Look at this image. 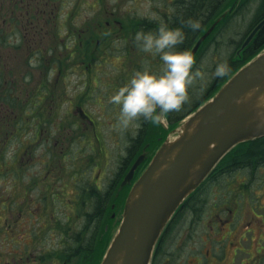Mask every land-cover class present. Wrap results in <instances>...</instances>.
Returning <instances> with one entry per match:
<instances>
[{
    "label": "flooded vegetation",
    "instance_id": "obj_1",
    "mask_svg": "<svg viewBox=\"0 0 264 264\" xmlns=\"http://www.w3.org/2000/svg\"><path fill=\"white\" fill-rule=\"evenodd\" d=\"M154 1L158 5L161 2L165 11L161 15L158 13V16L144 17L142 10L140 12L137 10L142 0H0V114L3 111L7 112L6 117L10 120L8 114L15 116L14 101L18 96L27 95L29 98L42 101L48 92L51 99L54 98L56 102L63 100L74 105V112L76 108L79 110L75 113L80 114L85 121L84 124L91 125L95 122L94 119L83 111L85 96L82 98L77 95L75 99L67 101L53 91H48L49 87L56 84L58 87L68 72L78 73L77 70L81 67L90 71L100 61L104 62L105 57L126 54L125 44L128 37L132 38V46H137L138 43L134 42L136 33L132 34V32L155 31L160 23L165 22V15L175 13L173 11L175 0ZM145 2L150 5L148 0ZM61 10H65L64 13H61ZM83 10L89 15H85ZM145 21L148 23L151 21L152 26L145 25ZM106 41L112 42L113 47L104 49ZM143 62L144 56L141 64ZM28 117L24 128L27 139L34 133L37 136L42 134V137L44 125L38 120L44 118V114H37L36 118ZM26 119L27 116L24 121ZM141 130L142 125H139L137 136L130 144V152L120 160L118 171L112 174L107 183L105 178L96 176L95 171L91 172L90 166H84L82 172H71L73 199L65 198L66 190L63 186L54 184V178L50 177V174L41 172L39 175L38 172V177L35 176L36 173L30 174V177L36 179L38 183H34L35 187H30L29 192H25L27 196L28 194L31 196L32 192L34 195L28 197L30 200L24 207L29 214H38L36 217L41 223V229L37 231L35 228V230L45 234L32 235L33 227L30 226L32 246L26 245L21 250L27 255L26 261L21 263L20 260L23 258L20 256L21 251L13 248L14 252L11 253L17 256L11 257L13 263L8 260L4 264H72L73 258L79 259L80 256L82 258L86 248L89 251L95 250L91 257L92 264L96 259L99 260L101 254L97 256L96 252H99V249H96V244L101 233L104 235V231L100 230L101 226L104 221L108 223L109 219L116 216L115 212L111 214L112 209L109 207L114 208L115 204L110 202L121 191L126 193V200L130 191L127 189L128 187L131 189L141 174L143 163L135 171L132 181H127L126 175L136 158L143 152H149L150 149L149 142L143 144L141 141ZM139 150L140 152L137 153ZM235 154L237 156L235 155L234 160L220 163L207 181L187 198L183 207L165 229L155 250L152 264H175L176 256L184 257V264H264V193L252 187L256 175L261 176L258 171L264 167L259 166L257 164L259 160L255 159L250 164H242L245 167L251 166L256 175L250 173L249 167L239 172L237 166L240 161H248L254 155L245 157L249 154L247 152ZM32 164V161H24V169L36 168ZM62 166V164L60 166L46 164L44 168L65 169ZM249 173L250 177L245 176ZM25 174L28 173L25 171ZM232 178L234 182H239L232 191L240 194L237 195L234 207L227 205L230 196L224 191V187L227 190L234 183L230 181ZM216 187L221 191V197L214 208L216 226L211 227L204 236L201 226L195 225L206 211L199 215L202 206L197 203L198 201L200 203L202 194L210 193ZM43 196L42 199L45 201L52 196L55 207L63 206L62 201L65 198V212L72 211L76 214V221L70 222V215L62 214V217L54 215L56 209H52L48 202L44 204L40 201ZM194 211L196 212L192 221L188 225L181 226L184 230L179 233L174 223L178 221L180 214L185 213L184 216L189 220ZM121 213L122 211L118 215L119 220ZM48 214L52 220L51 225L48 223ZM108 228L109 225H106L107 231ZM55 233L58 244L49 249L46 246L47 236L50 234L52 238ZM42 236L43 240L39 246L33 247ZM165 238L172 240L175 251L171 249L163 252L166 245V242L164 245ZM180 239H183L182 247L178 245ZM159 257H164L167 262L160 261ZM0 264H2L1 259Z\"/></svg>",
    "mask_w": 264,
    "mask_h": 264
},
{
    "label": "rangeland",
    "instance_id": "obj_2",
    "mask_svg": "<svg viewBox=\"0 0 264 264\" xmlns=\"http://www.w3.org/2000/svg\"><path fill=\"white\" fill-rule=\"evenodd\" d=\"M148 1L150 4L149 6L144 3L145 0H142L141 4L138 6L139 8H137L139 12L142 10L141 13L144 17L152 15L158 16V13L161 15V13L165 11V8L161 6L163 5L161 2H159L158 5L154 0ZM64 11L65 10H61L60 12L64 13ZM86 12V10H83L84 14ZM130 12L133 14L132 10H130ZM263 13L264 0H230V3L226 4L225 11L220 15L219 21L215 22L216 19H213L209 25L215 22V29L200 46L195 55V63L192 69L193 72L199 70L205 73V78L201 79L200 77H196L193 80L189 88V99L195 98L194 102L203 101L204 95L209 92L208 86L211 84L210 82L213 83L210 87L212 88L210 92L211 95L220 87L224 79H222L221 82L216 81L217 79H215L214 76V69L218 63L226 61L227 63H229V61L234 62L231 64V72H234L240 65L256 55L257 51L254 49V43L250 44L240 56L237 55V50L254 25L262 19ZM85 15H89V13ZM80 18L84 17L80 16ZM125 18L127 17L125 16ZM145 25L152 26V22L149 21L148 23L145 21ZM130 32L129 34H131ZM135 33L137 32H132V34ZM128 38L125 44L127 49L126 54L105 57L104 62L100 61V63L95 68L90 69V71L81 67L80 70H77L78 73L68 72L64 75V79L61 80L58 87L57 84H52L53 86H50L48 89V91H53L67 101L75 99L77 95H79V97L82 96V98L85 96L83 111L90 116L91 119H94L95 122L91 125L89 123L87 125L84 124L85 121L80 114L75 113L79 110L76 108L74 112V105L64 102L63 100L56 102L54 98L51 99L48 92L45 94V99L42 101L36 98H29L27 95L18 96L14 101L15 116L8 114L10 120L6 117L7 112L3 111L0 114V161H12L11 163H13L14 167L17 166L19 172L14 173L15 171L12 169L9 170L8 175L0 178V195L7 196L10 204L15 206L13 202L14 199L17 203H24V192H29L30 187L34 188L35 185L33 184L38 183L36 179L34 180L30 177V174L36 173L35 176L38 177V172L39 175L41 172L50 174V177L54 178V184L63 186L64 190H66V199H73L72 194H74V191H72L73 176L71 172H82L84 171V166H90L91 172L95 171V175H100L105 178V183H107L112 174L118 171L117 168L120 160H123L124 156L130 152V144L137 136V128H139V125H142V130L140 132L141 141H143V144L145 142L150 143L149 152H146L149 157H151L161 142L178 124L180 118H176L177 115H174L175 117L172 116L171 119V114H175V112H170L160 113L162 124L159 125L145 120L142 116L133 120L127 128L119 125L120 106L110 102V96L118 91L120 87L127 84L131 77L138 71L150 69L159 72L163 70L162 61L158 55L143 52L134 38L133 40L137 43V46H132V38ZM108 47H113L112 42H105L103 48L105 49ZM143 56L144 62L141 64ZM229 58L231 60H229ZM37 114H44V118L38 120L40 124L44 125V135L41 137L42 134L37 136L36 133H34L27 139L25 136L26 133L20 129L21 124L27 125L28 116L36 118ZM26 116L27 119L24 123ZM3 119H6V121H3ZM175 135L174 133V136ZM139 152L140 150L137 153ZM237 152H242V154H245V152L249 153L245 155V157L254 155L252 158H249L250 160L248 161H240L237 166L239 172L243 168L249 167L250 173L254 174L251 166L245 167L244 165L252 163L255 159L259 160L257 162L259 166L264 167V137L239 145V147H237L236 150L233 149L221 163H228L234 160V157L237 156L235 153ZM22 161H32V166L36 168H30L28 170L21 169L19 166ZM46 164L49 166H60L62 164V167L65 169L58 168L55 170L50 167L45 169L44 166ZM1 170L2 173L7 171L4 169ZM25 171L28 173L27 175L24 173ZM258 172L261 176L254 174L257 178L256 181H253L252 187L254 190L264 193V168ZM250 173L245 176L250 177ZM234 178L230 181L234 182ZM238 183V181L234 182L227 190L224 187L226 195L228 194L230 196L227 205L231 207L236 205L237 195H240L232 191ZM127 190L129 191L130 187H128ZM218 191L219 188L216 187L213 191H210V193L202 194L200 203L199 201L197 203V205L200 204L202 206L199 210V215L206 211V213L201 215L200 220L196 222L195 225L201 226V232L204 236L208 230H211V227L213 228L216 226V211L214 208L216 207L217 200L221 197V191ZM62 192L65 193V191ZM35 193H37V190H35ZM32 195H34L33 192L31 196L28 194L26 198H31ZM42 195L43 193H41V196ZM125 196L126 193L121 191L116 195V198L110 202V204H115L114 208L109 207V209H112L111 214L115 212L116 216L113 219H109L108 216L109 222L107 223L104 221L101 226L100 230H102L101 232L104 231V235L101 233L97 238L96 244V249H99V252H96V254L97 256L101 254V256L99 260H95L94 264H100L105 251L120 225L118 215L123 210ZM65 198L62 201L63 206L55 207L53 205L52 196L48 204L52 206V209H56L54 210L56 212H53L54 215L57 217H62V214L70 215V222H74L77 216L72 211L65 212ZM223 198H226V196H223ZM21 210V205H18L16 210L13 207L10 208L3 213V221H0V252L3 254V264L8 260L13 263L14 260L11 258L13 257L11 253L14 252L13 248L21 251L26 245L27 247L32 246L30 240L31 235H28L27 231L30 230V226L31 228L34 226L35 223L33 220L35 221V219L32 217L28 219V214L25 213L20 215L19 212H21ZM195 212L196 211L190 216L189 220L184 216L185 213L182 212L180 214L178 221L174 223L179 229V233L184 230L181 226L188 225L192 221ZM29 220H31V222ZM9 223L13 224V228L9 234H6L5 231H7V228L9 231L11 228H9ZM106 225H109L108 231L105 229ZM55 238H57L56 233L52 235V238L50 234H48L46 246L49 249H52L53 245L57 246L58 238ZM31 239L33 240V237H31ZM42 240L43 236L33 247L39 246ZM166 240L165 238L164 245L165 242L166 245L163 252H167L171 249L175 251L172 240L170 238ZM182 242L183 239H180V243L178 244L179 247L183 246ZM93 253H95V250L89 251L86 248L84 249L82 258L81 256L79 259L73 258L71 263L92 264L91 257H93ZM20 256H23L22 260H20L21 263L25 262L27 255L21 251ZM159 260L167 262L164 257H159ZM175 260L177 261L175 264H184L183 261L185 258L182 256L177 258L176 256Z\"/></svg>",
    "mask_w": 264,
    "mask_h": 264
},
{
    "label": "water",
    "instance_id": "obj_3",
    "mask_svg": "<svg viewBox=\"0 0 264 264\" xmlns=\"http://www.w3.org/2000/svg\"><path fill=\"white\" fill-rule=\"evenodd\" d=\"M264 25L260 22L244 48ZM197 42L192 54L213 30ZM264 51L236 72L218 93L167 138L133 186L123 221L101 264H150L165 225L184 199L235 144L264 136ZM132 166L131 178L143 160Z\"/></svg>",
    "mask_w": 264,
    "mask_h": 264
},
{
    "label": "clouds",
    "instance_id": "obj_4",
    "mask_svg": "<svg viewBox=\"0 0 264 264\" xmlns=\"http://www.w3.org/2000/svg\"><path fill=\"white\" fill-rule=\"evenodd\" d=\"M185 23L193 31L201 27L200 21L192 17ZM184 39L182 27H169L165 23H160L156 31L141 30L135 34V40L143 52L159 56L163 70L138 71L127 84L110 96V102L120 106V126L127 128L141 116L155 124H162L160 113L180 111L187 103L193 80L196 77L204 79L205 73L192 71L195 57L191 51L176 48ZM231 71L229 63L220 62L215 66L214 76L223 78ZM261 99L264 100V97Z\"/></svg>",
    "mask_w": 264,
    "mask_h": 264
},
{
    "label": "trees",
    "instance_id": "obj_5",
    "mask_svg": "<svg viewBox=\"0 0 264 264\" xmlns=\"http://www.w3.org/2000/svg\"><path fill=\"white\" fill-rule=\"evenodd\" d=\"M228 0H175V8H174V14L171 15H165V24H167L169 27H182L185 32V39L183 43L176 46L178 50H189L190 47L194 44L195 40L210 26L209 24L213 21V19H216L222 12L225 11V3ZM195 18L198 19L201 23V27L199 30L193 31L191 30L185 23V21L189 18ZM254 49L256 51H259L264 47V27L259 31L257 36L254 40ZM228 60V59H227ZM229 60H231L229 58ZM227 62V61H226ZM234 62L229 61V64H233ZM233 72H230L227 76L223 78H216V81H222L223 82L232 74ZM211 84L208 86V94L204 95V99L209 97L211 94ZM210 89V90H209ZM203 99V100H204ZM195 98L189 99L187 103L182 107L180 111L175 112V114L172 113V116L177 115L176 118H180L183 115H185L187 112L194 110L198 105L199 101L194 102ZM172 116L170 118L172 119ZM175 117V116H174ZM8 162V161H7ZM7 162L0 161V178H2L7 174L8 166H4V164H7ZM7 170L5 173H2L1 169ZM6 198H8L6 196ZM8 200L3 198L0 195V209L7 210L8 209Z\"/></svg>",
    "mask_w": 264,
    "mask_h": 264
}]
</instances>
